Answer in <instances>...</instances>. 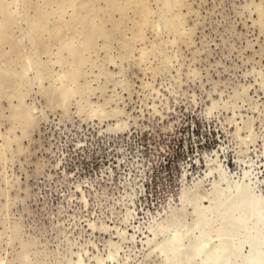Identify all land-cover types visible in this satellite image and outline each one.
<instances>
[{"label": "rangeland", "instance_id": "1", "mask_svg": "<svg viewBox=\"0 0 264 264\" xmlns=\"http://www.w3.org/2000/svg\"><path fill=\"white\" fill-rule=\"evenodd\" d=\"M0 8V264L263 259L264 0Z\"/></svg>", "mask_w": 264, "mask_h": 264}, {"label": "bare ground", "instance_id": "2", "mask_svg": "<svg viewBox=\"0 0 264 264\" xmlns=\"http://www.w3.org/2000/svg\"><path fill=\"white\" fill-rule=\"evenodd\" d=\"M67 1V0H66ZM68 1H70V0H68ZM3 5L1 4V7H2ZM8 7V6H7ZM4 8H5V6H4ZM1 9V8H0ZM5 9H7V8H5ZM8 12V11H7ZM6 13V12H5ZM2 14V13H1ZM46 14V13H45ZM47 15V14H46ZM2 16V15H1ZM7 20V19H6ZM9 20H10V18H9ZM44 20V19H43ZM46 20V19H45ZM4 23V22H3ZM17 24V23H16ZM74 25V24H73ZM77 26V25H76ZM43 27V26H42ZM56 29V28H55ZM78 29V28H77ZM83 29V28H82ZM85 29V28H84ZM57 30V29H56ZM72 30V29H71ZM54 33V32H53ZM55 34V33H54ZM75 34V33H74ZM67 37V36H66ZM85 42V41H84ZM77 45H79V44H77ZM77 49V48H76ZM70 50V49H69ZM80 56V55H79ZM52 93H54V92H52ZM58 94H60V93H58ZM6 97V96H5ZM17 97V96H16ZM23 122V121H22ZM24 126V125H23ZM23 134V133H22ZM9 140V139H8ZM4 141V140H3ZM8 142V141H7ZM2 145V144H1ZM5 150V149H4ZM171 241V240H170ZM179 241V240H178ZM254 257V256H253ZM262 257H263V259L262 260H259L258 259V256H256L255 257V259H254V263L253 264H264V255H262ZM260 262V263H259Z\"/></svg>", "mask_w": 264, "mask_h": 264}]
</instances>
